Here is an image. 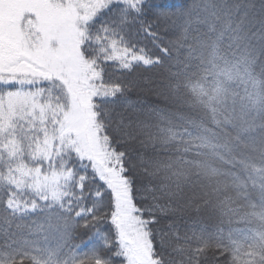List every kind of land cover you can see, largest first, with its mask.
I'll list each match as a JSON object with an SVG mask.
<instances>
[{
  "label": "snow or ice",
  "instance_id": "1",
  "mask_svg": "<svg viewBox=\"0 0 264 264\" xmlns=\"http://www.w3.org/2000/svg\"><path fill=\"white\" fill-rule=\"evenodd\" d=\"M0 264H264V0H0Z\"/></svg>",
  "mask_w": 264,
  "mask_h": 264
},
{
  "label": "trees",
  "instance_id": "2",
  "mask_svg": "<svg viewBox=\"0 0 264 264\" xmlns=\"http://www.w3.org/2000/svg\"><path fill=\"white\" fill-rule=\"evenodd\" d=\"M160 2L178 4L181 0H160ZM212 2H219V0H212ZM189 3H191V0H189ZM161 31L163 32L165 29L162 28ZM190 35H195V32L193 31ZM164 38L165 41H167L172 37L165 36ZM169 63L174 65L175 61H169ZM171 70L176 71V68L172 67ZM168 71L169 69L167 67H155L148 70L141 68L138 70L137 74H134L139 76L140 83L138 88L127 94L126 103L124 105L126 117H131L133 121L140 120L151 122V119L147 116V110L151 107H165L164 101L156 96V91L159 90L157 89V84L165 82V77L168 75ZM35 219L36 217H30L24 221L18 222L30 224ZM209 223L223 227L225 231H227L229 227H243V225H237L235 223L233 225H229L226 221L223 224H219L216 220L210 221ZM14 227L15 225H13V228ZM89 235L90 233L85 232L83 229H77L74 233L75 239L73 240V243L80 244L82 242H86L88 241ZM82 250H88V245L86 243L83 245Z\"/></svg>",
  "mask_w": 264,
  "mask_h": 264
}]
</instances>
